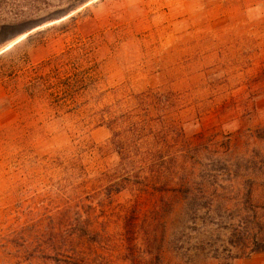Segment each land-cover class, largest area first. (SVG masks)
<instances>
[{"label":"rangeland","instance_id":"obj_1","mask_svg":"<svg viewBox=\"0 0 264 264\" xmlns=\"http://www.w3.org/2000/svg\"><path fill=\"white\" fill-rule=\"evenodd\" d=\"M120 163L147 192H107ZM184 183L210 211L161 264H226L264 212V0H0V264H55L82 225L98 264H131L124 217ZM201 246L221 258L187 263Z\"/></svg>","mask_w":264,"mask_h":264},{"label":"trees","instance_id":"obj_2","mask_svg":"<svg viewBox=\"0 0 264 264\" xmlns=\"http://www.w3.org/2000/svg\"><path fill=\"white\" fill-rule=\"evenodd\" d=\"M115 120L113 122L114 125L117 124ZM116 137L117 132L114 134L112 145L116 149L120 148L118 153L123 157L125 150L123 152V148L119 145ZM123 159L127 160L128 158L124 157ZM143 173L142 170L136 171V168L120 163L115 174L105 175L103 178V180L109 182L113 179L120 180L105 189L110 194H119L126 189H132L139 193L147 192L149 187V184H147L148 178H145L142 175ZM118 174L121 175L119 176ZM206 191L202 186L195 188L190 184L184 183L182 188L177 191L179 196L167 200L162 211L153 212L149 219L139 220L140 218L135 211L128 217H124L123 237L125 236L124 239L128 242L126 249L130 253L126 256L127 260L131 264H147L145 258L150 257L151 260L153 257L155 263L150 261L149 264H161L165 260L163 250L167 245H173V243L180 244L177 249L183 251L185 243L189 241V238L186 240L185 234H183L184 228L191 227L190 224L197 223L199 218H201L200 213L202 211H210V203L207 201L209 199L205 197ZM199 201L204 203L201 204ZM179 205L182 207L177 211L176 207ZM251 213L252 223L249 224L250 226L242 231H234L231 242H228L230 246L227 250L228 254L221 260L225 261L226 264H230V261L232 262L252 253H264V212L257 208L252 210ZM175 219H178L176 226ZM169 226L173 231L172 235H170L171 229ZM128 235L134 238L132 239ZM93 242L94 237L88 233L86 226H76L70 242L72 249L68 250L67 247V254L65 252L58 253L54 260L55 264H98L100 259L99 251L96 248H92ZM61 243L59 242L58 245ZM191 253L194 254L192 255ZM217 253L218 249L212 253L201 246L195 248V251L193 248H188L184 253L182 252V256L187 263H190L195 257H204L205 259L221 258Z\"/></svg>","mask_w":264,"mask_h":264}]
</instances>
